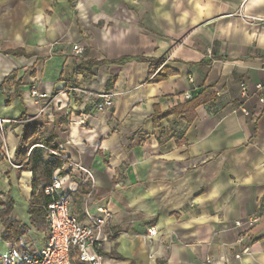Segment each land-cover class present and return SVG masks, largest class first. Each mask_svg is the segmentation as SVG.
Instances as JSON below:
<instances>
[{
  "label": "crops",
  "instance_id": "crops-1",
  "mask_svg": "<svg viewBox=\"0 0 264 264\" xmlns=\"http://www.w3.org/2000/svg\"><path fill=\"white\" fill-rule=\"evenodd\" d=\"M243 16L264 20V0H0V193L28 229L16 250L0 220V255L48 239L46 212L42 231L29 215L32 173L13 165L30 125L93 170L113 214L107 264H264V226H234L264 211V22ZM78 87L114 107L69 94L40 114L30 96Z\"/></svg>",
  "mask_w": 264,
  "mask_h": 264
},
{
  "label": "built area",
  "instance_id": "built-area-1",
  "mask_svg": "<svg viewBox=\"0 0 264 264\" xmlns=\"http://www.w3.org/2000/svg\"><path fill=\"white\" fill-rule=\"evenodd\" d=\"M243 19L264 22V20L249 16H243ZM71 50L74 55L78 56L82 55L85 49L80 44H73ZM256 90L262 91L263 85H257ZM69 94L79 96L83 101L92 103L98 113L110 111L114 107L116 97L111 92L96 93L81 87L60 90L55 94L43 93L33 88L30 96L39 106V113L44 114L51 108L67 109L69 103L64 98H67ZM240 95L243 99L249 98L250 93L247 86L241 87ZM183 99L190 101L192 96L190 93H186L183 95ZM259 103L258 112L255 114L257 116H260L264 111V97L259 99ZM209 107L211 111H216L218 106L209 105ZM239 111L248 114V111L243 107H240ZM7 122L0 116V132L4 131ZM82 123L85 125L86 120H83ZM35 147L64 161V164L54 172L51 183L43 188L44 195L51 200L46 211L47 243L33 250L29 255H20L11 246L6 255H0V264H107L103 252L114 234L112 230L113 214L108 208L94 202L96 179L93 170L82 163L70 160L67 155L63 154L62 147L56 152L42 145ZM0 152L5 153L8 160L12 161L5 142L0 145ZM16 168H22V166H16ZM85 187L88 188V192L80 195L81 211L78 215L74 210V195ZM234 226L243 233L254 232L264 226V211L236 221ZM158 234L159 231L156 227H150L147 230L149 239L157 237ZM240 240L243 241L242 236ZM248 252L249 249L245 248L242 253Z\"/></svg>",
  "mask_w": 264,
  "mask_h": 264
},
{
  "label": "trees",
  "instance_id": "trees-1",
  "mask_svg": "<svg viewBox=\"0 0 264 264\" xmlns=\"http://www.w3.org/2000/svg\"><path fill=\"white\" fill-rule=\"evenodd\" d=\"M158 76V75H157ZM164 78V77H163ZM162 77L154 78V81H160ZM205 102V101H204ZM200 102H195L192 107L198 105ZM44 129L39 126L25 127L19 146L16 149L15 160L13 165L22 166V169L32 173V191L29 206V215L31 216V223L34 228L39 231L44 230V215L47 207L50 205V198L43 193V188L50 184L54 172L59 169L64 161L59 160L52 154L35 147L42 145L51 151H58L56 145H51L50 140L41 137ZM34 146L32 151L30 149ZM88 192V188H82L76 193L77 211L80 214L81 200L80 195ZM0 193V220L4 222V233L2 239L14 245V249L20 250V239L28 231V229L21 224L19 220L12 217L14 211V203L12 199L6 202L1 199ZM7 219V220H6Z\"/></svg>",
  "mask_w": 264,
  "mask_h": 264
},
{
  "label": "rangeland",
  "instance_id": "rangeland-1",
  "mask_svg": "<svg viewBox=\"0 0 264 264\" xmlns=\"http://www.w3.org/2000/svg\"><path fill=\"white\" fill-rule=\"evenodd\" d=\"M80 200H81V199H80ZM73 202H74V207H75L74 210H75V212H76L78 215H80V214L78 213V211L76 210L77 200L75 199Z\"/></svg>",
  "mask_w": 264,
  "mask_h": 264
}]
</instances>
